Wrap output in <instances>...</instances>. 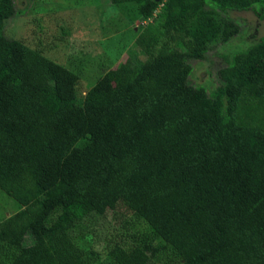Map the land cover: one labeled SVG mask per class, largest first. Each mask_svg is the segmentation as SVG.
Wrapping results in <instances>:
<instances>
[{"label": "trees", "instance_id": "1", "mask_svg": "<svg viewBox=\"0 0 264 264\" xmlns=\"http://www.w3.org/2000/svg\"><path fill=\"white\" fill-rule=\"evenodd\" d=\"M14 1L0 0V190L18 210L0 264H264V36L214 91L189 82L241 33L228 12L264 0H167L151 22L159 0H110L138 6L144 59L106 70L84 103L77 75L5 36ZM118 209L130 227L101 262L75 242Z\"/></svg>", "mask_w": 264, "mask_h": 264}, {"label": "rangeland", "instance_id": "2", "mask_svg": "<svg viewBox=\"0 0 264 264\" xmlns=\"http://www.w3.org/2000/svg\"><path fill=\"white\" fill-rule=\"evenodd\" d=\"M14 2L19 13L4 22L5 36L22 42L77 75L80 103H84L88 91L106 70L129 56L144 59L134 43L137 33L144 27L134 3L113 5L110 0ZM227 16L240 25L241 33L225 45H213L202 61L192 62L189 82L208 92L218 86L216 72L228 63V58L247 50L264 36V9L232 11ZM161 48L163 46L158 47ZM17 210V204L0 190V221ZM128 220L129 215L123 209L87 218L84 240L75 243L86 251L97 253L102 262L108 239L125 232L130 227L126 224Z\"/></svg>", "mask_w": 264, "mask_h": 264}, {"label": "built area", "instance_id": "3", "mask_svg": "<svg viewBox=\"0 0 264 264\" xmlns=\"http://www.w3.org/2000/svg\"><path fill=\"white\" fill-rule=\"evenodd\" d=\"M167 0H159V4H158V7L157 9L154 11V13L152 14V17L149 19V22H151L159 13L161 7H163L164 3L166 2ZM145 22H143L142 24H144Z\"/></svg>", "mask_w": 264, "mask_h": 264}]
</instances>
